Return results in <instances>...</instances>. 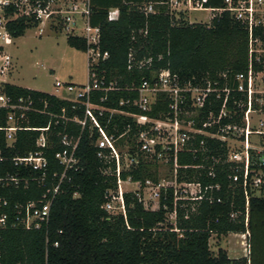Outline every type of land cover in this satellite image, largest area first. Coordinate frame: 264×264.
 Segmentation results:
<instances>
[{"label": "trees", "instance_id": "16d2710c", "mask_svg": "<svg viewBox=\"0 0 264 264\" xmlns=\"http://www.w3.org/2000/svg\"><path fill=\"white\" fill-rule=\"evenodd\" d=\"M28 1L35 3L36 0ZM145 4H151L154 13H144L141 7ZM204 5L219 7L222 0H206ZM89 10V24L99 29V50L108 54L98 60L92 71L97 77L113 80L117 87L107 92L106 100L101 103L105 107L151 116L165 111V101H158L146 112H140L132 104L137 97L136 87L143 78L149 77L152 69L168 68L183 82L217 80L231 85L234 75L248 68V29L227 13L214 16L209 23L188 22L181 13L174 16L168 0H89ZM1 16L5 30L12 38L23 35L27 28L36 27L39 22L33 13L20 14L12 3L3 7ZM53 29L60 30L59 27ZM252 34L264 41V27L254 28ZM66 43L77 50L87 48L83 37L69 33L66 34ZM130 52L136 59L150 57V67L133 65L128 69L127 55ZM252 67L254 70L264 68V53L258 60L252 59ZM87 73L90 78V68ZM129 87L135 88L128 90ZM0 91L12 99L29 96L39 108L45 102V111L57 116L62 113L68 117L82 115L80 108L72 109L69 102L47 92L8 82L0 83ZM102 94L94 92L93 100ZM232 96L237 98L238 94L231 92L230 107ZM120 99H129V102L119 105ZM214 109H217L216 104ZM6 112L0 108V124H4ZM97 118L108 134L118 136L126 130L116 143L121 147L127 144L128 151L137 157V163L121 170L120 177L156 180L155 172L151 170L155 163L138 151L135 141L138 127L134 120L108 111ZM48 122L49 146L44 149L48 172L43 184L29 177L26 187L6 184L0 187V195L11 204L24 202L39 198L46 188L55 184L62 166L54 158V153L61 149L63 133L73 138L79 136L75 152L78 163L67 170L60 182L45 227L32 230L6 227L0 230V264H264V183L258 195L249 191L246 204L241 185L227 177L231 173L227 164H214L215 177L206 175L205 167L209 162H205L201 169L179 167L178 181L218 184L219 189L207 191L213 200H179L175 224H172L167 219L173 208L170 188L166 197L160 196L157 209L145 208L134 193L127 192L124 193L125 216L109 215L101 205L106 190L115 187L114 164L96 156L93 143L97 131L88 127L81 129L75 122L49 117L47 113H28L22 120V124L31 127H44ZM37 134L38 131L34 130L18 131L13 147L6 149V153L23 155L35 149ZM0 146L3 147L1 139ZM212 146V153L222 150L218 148V142H213ZM199 161V156L178 153L180 165H194ZM17 170L8 161L0 164V174ZM19 171L26 176L35 174L28 169ZM53 173L56 175L52 176ZM74 191L78 196H72ZM231 233L239 235L244 255L230 258L221 247L215 252L210 249L208 240L212 234L227 236Z\"/></svg>", "mask_w": 264, "mask_h": 264}, {"label": "built area", "instance_id": "2783aa9c", "mask_svg": "<svg viewBox=\"0 0 264 264\" xmlns=\"http://www.w3.org/2000/svg\"><path fill=\"white\" fill-rule=\"evenodd\" d=\"M206 0H168L169 10L178 17L181 9L190 11L202 10L209 12L207 21L221 13H227L234 20L246 26L249 33V64L245 72L234 75L233 84L227 81L222 83L217 80H206L204 83L180 81L175 73L168 68L152 69L148 78H143L136 87L137 97L132 100L140 112L150 111L158 101L166 102V110L159 111L151 116L145 113H131L119 108H108L101 104L106 100L108 91L117 89L113 80H106L104 76L97 77L92 71L99 59L108 56L107 52H100L98 47L99 29L89 24V0H36L30 3L28 0H0V37L4 44L11 43V37L4 28V19L1 16L4 6L14 4L20 14L33 13L38 19V25L47 23L49 29L59 27L67 30L65 34L81 36L86 40L87 48L84 51L87 59V71L91 69V76L82 84H74L69 81L55 79L53 86L59 93L54 96L71 104L72 109H81L82 115L66 116L64 113L55 115L45 111L46 103L39 108L34 100L20 96L12 99L0 91V108L7 110L4 124H0V164L8 161L17 169H28L35 174L26 176L6 171L0 174V187L6 184L26 187L31 180L43 184L48 172V160L44 149L49 146V122L44 127H31L22 124L28 113H47L49 117H58L63 121L77 123L81 129L97 131L94 140L96 156L104 161L114 164L115 187L107 189L105 200L101 208L109 215L122 214L125 216L124 193L132 192L143 206L148 209L152 202L159 206L161 195L166 197L167 190H172L173 208L167 217H173L175 224L176 205L179 200L199 202L201 200L212 201L213 197L208 190L219 189V185H203L197 180H177V169L182 167L201 169L205 162H209L206 175L215 177L214 164H227L231 173L232 182L241 185L245 203L248 202L249 191L260 193L264 183V68L254 70L252 59L258 60L264 53V41L259 36L253 37V29L264 27V0H222L219 7H207ZM144 13H154L151 4L141 7ZM78 14L82 17V26L77 23ZM189 20V19H188ZM191 22V21H189ZM194 22V21H193ZM37 25V26H38ZM43 28L39 27V33ZM0 75L6 73L11 66L10 56L0 52ZM127 68L133 65L138 68L151 65L150 57L136 59L132 52L127 55ZM88 75V73H87ZM225 77L224 74H222ZM262 87V88H261ZM132 90L135 87H129ZM102 92V95L93 100L94 92ZM231 92L238 94L232 96V106L228 104ZM129 102V99H120L119 105ZM215 104L217 109H214ZM104 111L130 116L138 129L135 141L138 151L144 158L154 163L168 166L171 173L168 177L173 179L165 182L153 181L146 178L144 181L133 180L131 176L125 179L120 177V171L128 169L130 165L137 163V157L128 151V145L124 144V151L119 149L117 140L126 130L114 136L108 134L100 124L98 116ZM238 116L239 119H236ZM38 131L35 137V149L23 155H9L6 149L12 148L16 141L18 131ZM79 136L73 138L63 133L60 137L61 149L54 153V158L62 166L58 181L46 188L37 199L11 204L4 196L0 195V230L6 227H21L26 230L45 227L50 218V207L60 190V182L66 176L69 168L78 163L75 155ZM219 144L220 152L212 153V143ZM191 153L193 157H200L198 164L178 163V153ZM126 166V168L124 167ZM75 168V167H74ZM53 173L52 176H55ZM166 177V176H163ZM141 189L143 192H141ZM149 194L145 197V192ZM72 196H78L76 191ZM146 204V205H145ZM163 208L167 206L163 204ZM234 214H231V217ZM168 219V218H167ZM169 221V219H168ZM54 245L57 242L53 243Z\"/></svg>", "mask_w": 264, "mask_h": 264}, {"label": "rangeland", "instance_id": "374dc122", "mask_svg": "<svg viewBox=\"0 0 264 264\" xmlns=\"http://www.w3.org/2000/svg\"><path fill=\"white\" fill-rule=\"evenodd\" d=\"M181 14L183 19L188 22H197L200 20L205 22L209 18V12L202 10L189 12V10L181 9ZM74 15L77 16V23L79 24L77 27H81L82 17L78 14ZM46 22L48 23L49 21ZM46 22L36 27L27 28L23 35L14 39L13 42L11 41V44L4 46V50L11 57V64L14 65L12 68H8V71L10 69L11 73L7 72L4 76L10 82L25 87L34 88L43 92L59 93L53 86L55 79L76 83H84L87 80L86 53L70 47L66 43L65 32L67 30L64 32L62 29H49ZM39 27L43 28L42 33H39ZM1 49L3 48L1 47ZM119 149L124 151L125 147L119 146ZM124 167L126 168V166ZM151 170L156 175V180L151 179L153 181L164 179L165 182H168L174 178L168 177L171 173L168 166L155 163L151 167ZM141 192H143L142 189ZM144 192L145 197H147L149 193L146 190ZM156 206V202H152L150 205L154 209H156ZM167 218L169 222L174 221L173 217ZM216 243V237L213 236L210 240V247L214 252L217 249ZM220 245L223 248L229 247V254L231 256H241L244 253L240 243V237L237 234L231 233L223 237Z\"/></svg>", "mask_w": 264, "mask_h": 264}, {"label": "crops", "instance_id": "0c3cea01", "mask_svg": "<svg viewBox=\"0 0 264 264\" xmlns=\"http://www.w3.org/2000/svg\"><path fill=\"white\" fill-rule=\"evenodd\" d=\"M17 38V37H16ZM16 38H12L11 37V41L13 42L14 41V39H16ZM0 41H2L1 39H0ZM11 44V43H10ZM5 45H7V44H4V42L2 41V42H0V47H2L3 49L1 50L3 53H6V54H8L5 50H4V46ZM9 55V54H8ZM10 56V55H9ZM10 59H11V57H10ZM0 60H1V58H0ZM11 63H12V61H11ZM12 66H14V65H12L11 64V66H10V68H12ZM8 73H11L10 72V69H9V71H7ZM7 72L6 73H4V74H7ZM4 74H2V75H0V83L1 82H8V83H10V84H14V85H18V86H21V87H25V86H22V85H20V84H16V83H13V82H10L7 78H5V76H4ZM72 83H74V84H82V83H76V82H73V81H71ZM26 88H29V87H26ZM30 89H34V88H30ZM35 90H37V89H35ZM47 93H50V94H55V93H53V92H47ZM213 236H215L216 237V247L218 248V247H221V245H220V241H221V239L223 238V237H225L224 235H220V236H216L215 234H212L211 235V237L209 238V246H210V240L212 239V237ZM221 248H223V247H221ZM210 249L212 250V248L210 247ZM223 249H225L226 251H227V254H228V256L230 257V258H237V257H239V256H231L230 254H229V247H227V248H223ZM217 250V249H216ZM213 251V250H212ZM242 255H244V254H242Z\"/></svg>", "mask_w": 264, "mask_h": 264}]
</instances>
